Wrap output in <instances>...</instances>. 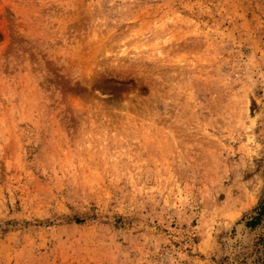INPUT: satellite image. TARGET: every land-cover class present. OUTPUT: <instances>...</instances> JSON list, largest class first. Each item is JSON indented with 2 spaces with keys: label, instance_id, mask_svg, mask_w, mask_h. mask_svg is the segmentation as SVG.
<instances>
[{
  "label": "rangeland",
  "instance_id": "rangeland-1",
  "mask_svg": "<svg viewBox=\"0 0 264 264\" xmlns=\"http://www.w3.org/2000/svg\"><path fill=\"white\" fill-rule=\"evenodd\" d=\"M0 264H264V0H0Z\"/></svg>",
  "mask_w": 264,
  "mask_h": 264
}]
</instances>
